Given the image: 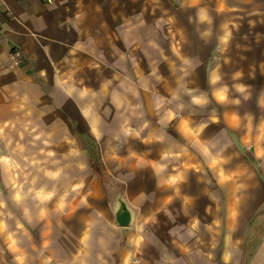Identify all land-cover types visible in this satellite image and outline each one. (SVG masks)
I'll list each match as a JSON object with an SVG mask.
<instances>
[{
    "label": "crops",
    "instance_id": "crops-1",
    "mask_svg": "<svg viewBox=\"0 0 264 264\" xmlns=\"http://www.w3.org/2000/svg\"><path fill=\"white\" fill-rule=\"evenodd\" d=\"M1 2L0 264H264V0Z\"/></svg>",
    "mask_w": 264,
    "mask_h": 264
},
{
    "label": "water",
    "instance_id": "water-1",
    "mask_svg": "<svg viewBox=\"0 0 264 264\" xmlns=\"http://www.w3.org/2000/svg\"><path fill=\"white\" fill-rule=\"evenodd\" d=\"M105 185L107 186L115 224L118 227H129L132 223L134 211L125 202L122 190L112 180L106 182Z\"/></svg>",
    "mask_w": 264,
    "mask_h": 264
},
{
    "label": "rangeland",
    "instance_id": "rangeland-1",
    "mask_svg": "<svg viewBox=\"0 0 264 264\" xmlns=\"http://www.w3.org/2000/svg\"><path fill=\"white\" fill-rule=\"evenodd\" d=\"M90 157H91L90 158V167H92L93 175H95V177L97 179L105 181V183L108 182V181H111L109 178H107L105 175H103L101 169L97 166V161H96L97 157H96L95 151L92 154H90ZM33 241L35 243H38L39 238L36 237V236H33Z\"/></svg>",
    "mask_w": 264,
    "mask_h": 264
},
{
    "label": "built area",
    "instance_id": "built-area-1",
    "mask_svg": "<svg viewBox=\"0 0 264 264\" xmlns=\"http://www.w3.org/2000/svg\"><path fill=\"white\" fill-rule=\"evenodd\" d=\"M44 1V0H43ZM2 7V2L0 0V9ZM21 54L18 50H12L9 54V60L12 66H18L20 64Z\"/></svg>",
    "mask_w": 264,
    "mask_h": 264
},
{
    "label": "trees",
    "instance_id": "trees-1",
    "mask_svg": "<svg viewBox=\"0 0 264 264\" xmlns=\"http://www.w3.org/2000/svg\"><path fill=\"white\" fill-rule=\"evenodd\" d=\"M92 151H93V150H92V149H90V152H91V153H92Z\"/></svg>",
    "mask_w": 264,
    "mask_h": 264
}]
</instances>
